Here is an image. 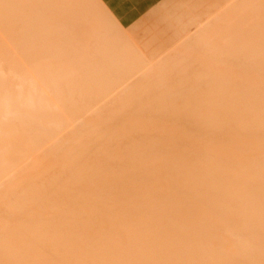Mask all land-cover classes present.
I'll list each match as a JSON object with an SVG mask.
<instances>
[{
  "label": "bare ground",
  "instance_id": "bare-ground-1",
  "mask_svg": "<svg viewBox=\"0 0 264 264\" xmlns=\"http://www.w3.org/2000/svg\"><path fill=\"white\" fill-rule=\"evenodd\" d=\"M172 1L0 0V264H264V0Z\"/></svg>",
  "mask_w": 264,
  "mask_h": 264
},
{
  "label": "rangeland",
  "instance_id": "rangeland-1",
  "mask_svg": "<svg viewBox=\"0 0 264 264\" xmlns=\"http://www.w3.org/2000/svg\"><path fill=\"white\" fill-rule=\"evenodd\" d=\"M160 1L158 0L157 3ZM225 1L173 0L165 10L160 12L145 10L138 17L135 26L132 29L127 26V30L132 39L151 60V63H155L168 51L181 49V42L188 36L185 38L178 37L179 30L183 23L188 21L190 12H205L208 9H214V7ZM223 7L217 8L213 15L219 11L221 13ZM189 42L190 40L187 43ZM0 144H3V141Z\"/></svg>",
  "mask_w": 264,
  "mask_h": 264
}]
</instances>
